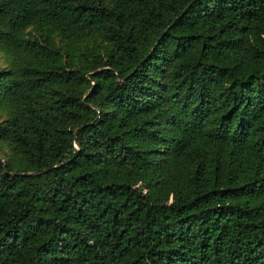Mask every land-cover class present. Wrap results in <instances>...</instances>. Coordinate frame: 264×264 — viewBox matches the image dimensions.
<instances>
[{
    "label": "trees",
    "instance_id": "1",
    "mask_svg": "<svg viewBox=\"0 0 264 264\" xmlns=\"http://www.w3.org/2000/svg\"><path fill=\"white\" fill-rule=\"evenodd\" d=\"M0 264H264V0H0Z\"/></svg>",
    "mask_w": 264,
    "mask_h": 264
}]
</instances>
